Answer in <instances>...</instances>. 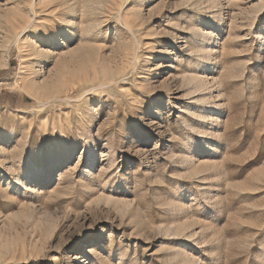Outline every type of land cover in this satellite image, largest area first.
Returning <instances> with one entry per match:
<instances>
[{
	"label": "rangeland",
	"instance_id": "374dc122",
	"mask_svg": "<svg viewBox=\"0 0 264 264\" xmlns=\"http://www.w3.org/2000/svg\"><path fill=\"white\" fill-rule=\"evenodd\" d=\"M0 264H264V0H0Z\"/></svg>",
	"mask_w": 264,
	"mask_h": 264
},
{
	"label": "bare ground",
	"instance_id": "6f19581e",
	"mask_svg": "<svg viewBox=\"0 0 264 264\" xmlns=\"http://www.w3.org/2000/svg\"><path fill=\"white\" fill-rule=\"evenodd\" d=\"M49 175V174H48Z\"/></svg>",
	"mask_w": 264,
	"mask_h": 264
}]
</instances>
